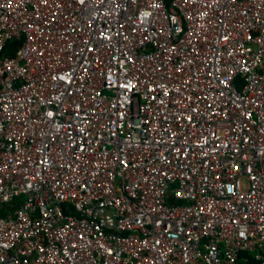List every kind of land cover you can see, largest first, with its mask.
<instances>
[{
	"label": "built area",
	"instance_id": "obj_1",
	"mask_svg": "<svg viewBox=\"0 0 264 264\" xmlns=\"http://www.w3.org/2000/svg\"><path fill=\"white\" fill-rule=\"evenodd\" d=\"M20 198L0 264H264V0H0Z\"/></svg>",
	"mask_w": 264,
	"mask_h": 264
},
{
	"label": "trees",
	"instance_id": "obj_2",
	"mask_svg": "<svg viewBox=\"0 0 264 264\" xmlns=\"http://www.w3.org/2000/svg\"><path fill=\"white\" fill-rule=\"evenodd\" d=\"M20 46V42H13L8 46L6 53H13L16 47ZM23 198L16 199L14 201H11L10 203H4L2 206H0V215L1 216H9L14 213V210L16 208H19L21 206Z\"/></svg>",
	"mask_w": 264,
	"mask_h": 264
},
{
	"label": "crops",
	"instance_id": "obj_3",
	"mask_svg": "<svg viewBox=\"0 0 264 264\" xmlns=\"http://www.w3.org/2000/svg\"><path fill=\"white\" fill-rule=\"evenodd\" d=\"M12 54V53H11Z\"/></svg>",
	"mask_w": 264,
	"mask_h": 264
}]
</instances>
